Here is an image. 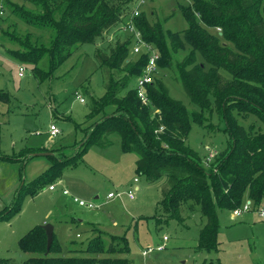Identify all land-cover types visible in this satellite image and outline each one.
<instances>
[{
    "label": "trees",
    "instance_id": "1",
    "mask_svg": "<svg viewBox=\"0 0 264 264\" xmlns=\"http://www.w3.org/2000/svg\"><path fill=\"white\" fill-rule=\"evenodd\" d=\"M25 1L32 8L0 0V10L7 9L44 36L8 27H0V33L16 46L9 54L30 67L40 81L61 67L77 46H95L114 31L124 39L108 54L95 51L104 93L98 99L89 98L86 121L102 116L84 131V140L77 151L73 149V155L49 156L50 167L21 186L0 220L18 212L25 196H34L59 180L63 168L73 166L90 145L107 147L109 136L117 134L122 151L137 156L135 173L149 183L163 182L159 204L164 214L181 222L183 211L189 207L199 210L206 223L198 245L216 250L219 213L240 208L245 196L252 211L264 203V0H190V6L182 11L188 27L181 34L165 30L162 22L150 23L143 12L132 19L142 39L159 54L158 74L160 70L170 73L197 110H188L171 98L158 75L144 87L147 102L143 104L137 97V81L147 55L132 54V37L122 29L136 8L132 9L136 0ZM208 28L216 31L210 33ZM186 46L188 52L175 59V53ZM0 101L8 102L2 90ZM108 106L114 107L111 114L104 113ZM204 111L220 116L228 138L227 152L220 153L209 169L186 143L191 126L200 123ZM234 113L258 119L263 130H248ZM0 159L4 157L0 155ZM17 244L30 255L22 264H129L119 256L129 253L124 237H110L106 243L99 235L88 240L84 249L75 250V255L59 256L61 247L54 235L46 253L45 233L35 226ZM0 264L16 263L6 258Z\"/></svg>",
    "mask_w": 264,
    "mask_h": 264
},
{
    "label": "rangeland",
    "instance_id": "2",
    "mask_svg": "<svg viewBox=\"0 0 264 264\" xmlns=\"http://www.w3.org/2000/svg\"><path fill=\"white\" fill-rule=\"evenodd\" d=\"M9 1L32 8L25 0ZM137 2L133 3L132 9L137 8ZM190 4V0H145L137 10L143 12L150 23L162 22L165 30L181 34L188 27L182 11ZM0 12V27L3 29L8 27L9 30L44 36L11 16L7 9ZM207 30L210 33L216 31ZM120 34L114 31L98 40L95 46H77L61 67L40 81L30 67L9 54L8 50L16 46L0 33V90L8 95V102L0 101L2 157L44 146H47L44 148L47 153H53V149L57 153V148L63 147L68 156L79 149L86 135L84 131H89L90 125L102 116L101 113L86 121L89 98L98 99L104 93L95 51L98 49L108 54L117 41H123L124 36ZM187 52L186 46L175 53L174 58L180 60ZM19 66L25 68L22 77L18 76ZM158 77L164 81L171 98L181 101L188 110H197L170 73L160 70ZM75 93L83 98L84 103L79 102ZM113 111V106L104 109L106 114ZM234 115L237 122L248 130L255 133L263 130L258 119ZM199 119L200 123L191 126L186 143L209 169L220 153L227 152L228 138L215 111H204ZM51 123L58 129L53 139L48 137ZM109 140L111 143L107 147L90 145L73 166L63 168L54 192H49L46 187L34 196H25L18 212L0 220V260L8 258L22 264L30 255L19 250L18 240L31 228L48 224L53 227V235L61 247L59 256L75 255V250L84 249L88 240L100 235L106 243L110 237H124L129 253L119 256L126 258L129 264H264V219L259 218L256 211L236 218L231 217V212L219 213L217 249H202L198 241L206 223L203 214L189 207V213L183 211L184 220L181 222L164 214L159 204L163 182L149 183L145 176L137 175V156L122 151L117 134H111ZM49 165L46 157L29 159L21 172L22 181L27 183L37 178ZM17 177L12 168L0 162V215L12 207L19 188L14 182ZM134 179L137 183L133 182ZM134 187L138 189L134 198L129 199L127 193ZM64 188L70 196L99 207L88 210L67 203L68 197H62L60 193ZM108 193L115 197L107 199ZM247 201L245 196L243 205ZM159 246L163 248L160 250ZM149 249L151 251L144 256L143 252Z\"/></svg>",
    "mask_w": 264,
    "mask_h": 264
},
{
    "label": "built area",
    "instance_id": "3",
    "mask_svg": "<svg viewBox=\"0 0 264 264\" xmlns=\"http://www.w3.org/2000/svg\"><path fill=\"white\" fill-rule=\"evenodd\" d=\"M144 3H145V0H138L137 5H136L137 8L140 7V5L142 6ZM137 8H135L133 10L131 17L129 18L128 22L123 26L122 29L124 32L128 33L132 37V42H133L132 49H131L132 54L136 55V56L147 55L146 66L143 69L142 76L137 81V97L140 99V101L143 104H145L147 102V97H146L144 87L148 84H151L153 82L154 78L158 75L157 61L159 59V54L157 53V51L155 50V48L152 45L146 43L142 39L141 32L139 30H137L134 27V25L132 24V19L139 15V11L137 10ZM0 11H2V10H0ZM218 31H220V30L218 29ZM24 71H25V68L19 66L18 76L22 77L24 74ZM77 98L79 99L80 103L84 102L83 99L81 97H79L78 95H77ZM48 134H49L50 138L56 137V135L58 134V129L56 128L55 125L49 126ZM136 182H137V180L134 179V183H136ZM48 189L53 190L54 186H50ZM137 189H138L137 187H134L133 191L132 190L128 191L127 196L129 199L134 198V192L137 191ZM62 194L64 196H69L71 202L78 207L86 208L88 210H93V209L98 208L94 203L86 202L80 198L70 196L68 191H66V190L62 191ZM114 197L115 196L112 193L107 194V199H112ZM250 211H252V203H251V201L248 200L240 208L232 211L231 217L236 218V217H239L242 214L250 212ZM256 213H257L259 218L264 219V203L260 205V207L256 210ZM163 239L166 240L165 237ZM158 248L161 250L163 248V246H159ZM150 251H151L150 249L148 251H144L143 255L144 256L147 255Z\"/></svg>",
    "mask_w": 264,
    "mask_h": 264
},
{
    "label": "crops",
    "instance_id": "4",
    "mask_svg": "<svg viewBox=\"0 0 264 264\" xmlns=\"http://www.w3.org/2000/svg\"><path fill=\"white\" fill-rule=\"evenodd\" d=\"M51 125H53V123H51ZM48 137H49V135H48ZM50 138V137H49ZM50 139H53V138H50ZM44 148H47V146H44V147H40V148H37V147H35V148H28V149H26L25 150V153L24 152H22L21 154H18V155H14V156H11V157H8V160H6L5 158L4 159H0V162H3V163H5V165L6 166H8V168H12V171H14V175H17L18 177H17V179H15L14 180V182L16 183V187H18L19 186V188L16 190V194L20 191V188H21V186L24 184V183H26V182H23L22 181V178H21V172H22V170H23V168H24V165L26 164V162L29 160V159H31V158H35V157H38V156H34V153H41V152H36L37 150H43ZM29 149H31V150H29ZM54 150L55 149H53V153H51V155L52 154H56L58 157H61V156H68L66 153H65V151L63 150V147H60V148H57V150H56V152L57 153H54ZM75 151H77V150H75ZM34 152V153H33ZM62 152V153H61ZM1 155V154H0ZM39 157H46V158H48L49 159V156H39ZM50 161V160H49ZM50 165H51V162H50ZM50 165L45 169V170H47L49 167H50ZM44 170V171H45ZM44 171H42V173L44 172ZM23 173V172H22ZM35 179V178H34ZM61 179V178H60ZM59 179V180H60ZM59 180H57V181H59ZM57 181H55L54 183H52L50 186H54V189L53 190H49L48 188L50 187V186H47V190L49 191V192H54L55 190H56V183H57ZM30 182V181H29ZM60 182V181H59ZM133 182H134V180H133ZM137 183V182H136ZM58 185V184H57ZM64 190H66V191H68L67 189H63V190H61V196L62 197H68V198H66V201H67V203H69V204H72V205H74V206H76L75 204H73L72 202H71V200H70V197L69 196H64L63 194H62V191H64ZM69 193V192H68ZM94 199H98L97 197H95ZM76 207H78V206H76ZM99 207V206H98ZM79 222H82V220H79Z\"/></svg>",
    "mask_w": 264,
    "mask_h": 264
},
{
    "label": "water",
    "instance_id": "5",
    "mask_svg": "<svg viewBox=\"0 0 264 264\" xmlns=\"http://www.w3.org/2000/svg\"><path fill=\"white\" fill-rule=\"evenodd\" d=\"M50 155L51 153H47V152L34 154V156H50ZM41 228L43 229L46 236V253H47L53 241V227L51 225L46 224L44 226H41Z\"/></svg>",
    "mask_w": 264,
    "mask_h": 264
}]
</instances>
